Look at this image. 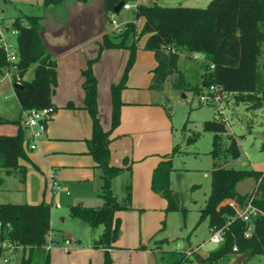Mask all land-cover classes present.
<instances>
[{
	"label": "trees",
	"instance_id": "trees-1",
	"mask_svg": "<svg viewBox=\"0 0 264 264\" xmlns=\"http://www.w3.org/2000/svg\"><path fill=\"white\" fill-rule=\"evenodd\" d=\"M64 1L67 0H44V7L47 9ZM120 1L103 0V17L109 22ZM141 16L145 17V22L139 31L136 19ZM12 29L17 30L18 68L24 85L23 89L15 88L22 110L50 107L54 115L57 107L52 102V94L57 84V61L46 49L42 17L31 15L25 20L17 17ZM145 34L148 37L144 47L154 52L157 61L152 70V90L165 91L172 78V89L191 90L199 96L215 84L220 85L226 95L240 97L241 101L249 103L254 109L264 105V0H211L206 7L162 6L156 1L152 4L141 3L135 10V20L125 22L121 32H104L99 55L90 59L83 70L85 106L93 121L88 147L102 170L100 197L103 203L96 207L70 205L69 214L94 228L103 226L102 233L93 245L106 249L105 264H113L109 249L122 233L121 218L116 213L128 208L131 198L129 195L122 203L113 192V179L124 171V167L110 162L111 134L121 122L122 91L127 86L128 72L135 61L138 42ZM106 48H124L130 52L121 81L111 87L113 111L108 131L104 130L99 117L98 79L93 70L94 62ZM183 54H187L193 63L196 61L193 59L194 54L204 56L203 72L197 83L192 81L189 70L182 65ZM32 65H35L34 77L29 80L25 74ZM8 66L6 53L0 49V75ZM165 99L164 107L171 115L167 106L169 98ZM0 123L18 126L14 135L0 134V168H5L7 174L20 173L24 180L26 168L20 164V160H28L29 157L25 145L26 129L21 123V116L8 119L0 114ZM226 124L213 118L203 125L204 131L214 133L211 150L214 167L211 192L206 205L200 210L199 222L207 218L210 227L225 229L224 240L210 251L203 264H238L233 260L238 255H264V216L253 218V233L247 237L245 232L248 223L235 217L236 210L228 202L235 200L239 206H243L248 195L240 194L236 186L243 179L253 177L258 183L257 197L253 203L264 211V172L225 166L228 160L236 159L241 154L235 138H231L225 146L222 135L227 130ZM200 136L199 131L192 133L187 137V144L198 140ZM181 152L182 146L176 144L153 172L152 187L167 199V211L185 212L180 204L179 192L170 184V175L174 170L173 156ZM2 183L3 179L0 185ZM51 211L52 204L45 201L38 204H0V223L4 236L24 246L20 264H51L50 250L46 248L53 230ZM168 242L167 238L154 239L156 248ZM234 246L238 247L237 252L233 250ZM161 254L167 264H188L192 260L186 251L161 250Z\"/></svg>",
	"mask_w": 264,
	"mask_h": 264
},
{
	"label": "rangeland",
	"instance_id": "rangeland-1",
	"mask_svg": "<svg viewBox=\"0 0 264 264\" xmlns=\"http://www.w3.org/2000/svg\"><path fill=\"white\" fill-rule=\"evenodd\" d=\"M155 1L162 6L189 7H206L211 2V0H141L142 3L146 4H152ZM96 9H99V12L97 11L96 13ZM135 10V8L123 9L119 13H115L117 21L122 24L121 27H123V23L135 20ZM0 12L4 21H8L7 25L4 23L9 27L10 31L12 28L8 24H11L10 22L15 18L20 17L25 20L27 16L36 15L42 16L43 22L48 26L61 23L65 29L64 31L67 32L66 36L76 39L80 33H87L90 25L94 26L96 24L97 15L103 12V7L102 0H91L88 2L67 0V2L49 7V9H45L44 0H8L7 2L0 0ZM144 21V16L136 19L139 31L142 30ZM101 22V28L97 32L98 39L104 32L115 31L113 25L105 17H101ZM95 30L96 26L93 28V32L96 34ZM10 31L8 37L16 46L17 36L16 34H11ZM146 38V34L142 35L138 42L135 61L129 69L128 76L130 72H136L138 69H145L146 72H149L155 64L153 51L144 47ZM90 45L99 53V47L96 42H92ZM88 47L87 49H89ZM126 52L129 53L128 50ZM193 59L196 60L194 63L190 61V58L184 57L182 65L188 68L192 81L197 83L203 72L204 56L194 54ZM34 68L35 65H32L28 69L25 74L26 79L30 80L33 78ZM171 79L167 84L164 95L169 98L167 106H169L170 117L174 125L175 140L182 144L183 152L180 155H176L175 166L177 169L171 173L172 176L170 175V184L172 181L171 186L178 190L180 204L185 209V212L183 210L168 211L164 219V227L158 233L157 238L159 240L163 237L169 238V242L162 245L164 250L191 252L193 257L191 262L188 263L191 264L197 258L195 256L196 250H198L197 254L199 256L204 257L219 245L209 240L211 237L209 219L206 218L199 222L200 210L206 205L211 192L212 170L214 167V159L211 155L214 133L204 131L203 125L205 121L215 118V107L212 104L200 103L199 96L191 90L172 89ZM165 100L163 99L162 101L165 102ZM225 103L228 123L226 124L227 130L222 135L224 144L226 146L231 138H235L239 143L241 152L238 158L228 160L225 166L235 169H255L264 172V105L254 109L250 107L249 103L241 101L240 97L233 94L226 95ZM0 112L3 116L12 119H17L21 112L15 89L13 85H9L7 82L0 84ZM50 122L51 119H48L46 129L38 139L37 148H29L30 152H37L31 156L30 160L26 161L25 183L21 181V174L7 175L6 170L0 168V179L4 180L3 184L0 185V204L52 202V231L54 233L53 237L57 238L58 243L51 248L50 261L51 264H54L55 258L57 264H59L60 259H62V248L68 252L70 243L78 245L91 243L93 236L97 237L102 233L103 226L94 228L69 214V204L75 201V197L82 191L93 190L94 184L81 183L77 180L64 181L63 177H61L62 174H71L72 176V174H77L82 169L75 167V158L71 154L64 153L63 155L67 164L65 167H59L52 161L57 158L53 153H49L45 157L42 156L44 149L41 140L48 130ZM24 128L26 129V127ZM15 131L16 125L0 123V133L8 134V132ZM198 131L201 132L200 138L187 144V137ZM28 135L29 131L26 129V137ZM57 142L60 147L66 146L68 149L72 143L64 140H57ZM244 161L247 165H244ZM247 178L249 179L245 178L237 184L242 195L246 191L247 195H250L255 193L257 189V185H255L256 179L253 177ZM116 184L114 191L119 200L123 201L121 185H119V182ZM84 185L86 186L83 189ZM56 200L60 202L59 207L55 205ZM122 203H125V200ZM68 237L72 238L73 241L66 240ZM71 258L73 260L70 261V264H76V262L77 264H85L83 256H81L82 261L80 258L75 261V254H72ZM259 258H261L262 262L259 261ZM253 259L255 260L253 261ZM250 260L252 264H263L264 257L257 255L256 257H251ZM20 261L21 256L19 258L13 257L9 263L2 261L0 264H20Z\"/></svg>",
	"mask_w": 264,
	"mask_h": 264
},
{
	"label": "crops",
	"instance_id": "crops-1",
	"mask_svg": "<svg viewBox=\"0 0 264 264\" xmlns=\"http://www.w3.org/2000/svg\"><path fill=\"white\" fill-rule=\"evenodd\" d=\"M7 1L8 0H5V2ZM73 1L79 2L77 0ZM88 1L91 0H87L86 2ZM47 9H49V7ZM95 11L97 13L99 9ZM100 15L102 17L103 12H101ZM14 20L10 22L11 24H8L11 25V28ZM4 22L7 25L8 21ZM42 24L44 27L43 36L46 49L57 61V84L52 96V102L54 106L57 107V112L50 118L51 122L50 125H48V130L41 140L44 152L43 154L42 152L40 153L44 157L49 153L55 154L57 158L52 161L59 167H65L67 165L63 157L64 153L71 154L75 158V167L82 169L77 174H72V176L71 174H62L61 172V177H63L64 181L77 180L81 183L94 184L93 190H86L87 192L82 191L75 197V201L71 202L69 206L74 204L95 207L100 206L103 203L100 197L102 170L97 166V162L90 154L88 147V140L92 137L93 133V121L85 106V77L83 75V70L88 66V61L90 59H94L99 55L90 44L96 42L100 49L102 36L98 39L97 32L95 31L96 34L93 32V28L96 24H94V26L90 25V29L87 33H80L76 39L66 36L67 32L64 31L65 29L61 23L48 26L43 22L42 17ZM100 28L101 25L98 30H100ZM47 31H50L55 37L60 39L61 42L57 45H50L45 38V33ZM87 47L89 49H87ZM126 50L127 49L124 48H106L102 51L103 53L101 52V55L93 64V70L98 79L99 117L105 131H108L112 124L113 103L111 87L122 79L130 55V52L127 53ZM184 57H187V54H183L182 62ZM156 65L157 61L155 58V64L149 72H146L145 69H138L136 72H130L127 78V86L122 91L123 106L121 111V122L111 134L110 162L112 165L124 167V171L113 179V192L119 202H124V200L131 195L129 201L130 206L118 210L116 213V216L121 218L122 233L114 246L109 249L114 264H167L162 259L161 250L163 246H161V248H156L153 240L159 239L157 235L164 227V219L168 212V201L164 196L153 189L152 177L155 168L162 160L166 159V156L172 152L174 146L176 144L182 146V144L175 140L172 118L166 111L164 102L162 101L163 99L165 100L166 97L164 91L156 92L150 88L153 75L152 70ZM2 82H7L9 85H12L8 80H2L0 75V84H2ZM20 109L21 115L23 111L21 104ZM3 117L12 119L6 116ZM17 131L18 126L16 125L15 132L0 134L14 135ZM57 140L71 141L72 143L69 145L68 149L66 146L60 147ZM27 151L28 160L37 152H30L28 147ZM176 155H180V153ZM176 155L173 156V171L177 169L175 166ZM26 161L25 159H21L20 164L24 166L27 171ZM244 165H247L245 161ZM12 174L16 175L20 173ZM21 181L23 183L26 182V175L24 180L21 175ZM117 182H119L123 190V201L119 200L114 191ZM255 185H257V181ZM85 186L86 185L82 188L84 189ZM172 188L178 191L176 188ZM237 191L242 194L238 185ZM243 194H247V191L243 192ZM230 201L231 200H228L229 203ZM55 203L60 204L59 200H56ZM51 232L53 237L54 233L53 231ZM99 236H93L92 242L87 245L70 243L68 252L62 248V259H60L59 264H70V261L73 260V258H71L72 254H75V261L77 258L81 259V256H83L85 264H104L106 249L96 248L92 245L93 241ZM52 239L55 244L58 243L57 238L53 237ZM66 240L70 242L73 241L70 237L66 238ZM78 242H80V240H78ZM197 252L198 250H196L195 253L197 258H195L191 264H203L204 258L210 253L201 257ZM20 256L21 253L19 252L14 257L19 258ZM238 256L234 257L233 260H236ZM262 256L264 257V255ZM250 258L251 257H246L241 264H252V259L250 260ZM254 260L255 259H253V261ZM259 261L262 262L261 258H259ZM54 264H57L55 258Z\"/></svg>",
	"mask_w": 264,
	"mask_h": 264
},
{
	"label": "built area",
	"instance_id": "built-area-1",
	"mask_svg": "<svg viewBox=\"0 0 264 264\" xmlns=\"http://www.w3.org/2000/svg\"><path fill=\"white\" fill-rule=\"evenodd\" d=\"M134 2V3H132ZM141 0H123L122 9H137L141 4ZM110 23L113 25L116 32H121L124 28L121 23H119L115 17V13L112 14ZM9 28L5 25L3 16L0 12V49L6 53L7 61L9 66L4 70L1 75L2 80H8L14 87L15 83H22V76L20 75L18 63L20 61V56L18 53L17 45L15 46L13 42L9 39ZM11 34H17L16 29H11ZM214 65H211L213 67ZM15 89V87H14ZM226 94L220 85H211L208 91L204 94L199 95L200 103L212 104L215 107V119L218 121H224L228 123V118L226 117ZM53 116L52 108L44 107L41 109H31L23 110L21 113V123L29 131V135L26 137V146L30 149L37 148V142L39 137L46 129V123L48 119ZM39 127V128H37ZM258 185V183H257ZM257 197V189L255 193H251L247 196L243 206H239L237 201L231 200L230 205H232L236 210L235 217L240 218L248 223L245 235L247 237L252 236L254 224L253 218L258 215L264 216V211L259 209L253 203L254 199ZM57 207L60 206L59 203H55ZM0 223V262L9 263L14 256L19 252L23 253L24 246L19 244L17 241L5 237ZM211 237L210 241L216 244H220L224 240L225 229L210 227ZM52 232H50L48 237V243L46 245L47 249H51L55 244L52 239ZM233 250L238 251V247L234 246ZM187 255L192 258V253L187 252Z\"/></svg>",
	"mask_w": 264,
	"mask_h": 264
},
{
	"label": "water",
	"instance_id": "water-1",
	"mask_svg": "<svg viewBox=\"0 0 264 264\" xmlns=\"http://www.w3.org/2000/svg\"><path fill=\"white\" fill-rule=\"evenodd\" d=\"M122 6H123V0H121V1L116 5V7H115V9H114V13H119V12L121 11V9H122ZM100 25H101V15L99 14V15H97V18H96V30H95L96 32H98V29H99ZM45 38H46L47 42H48L50 45H57V44H59V43L61 42V40L58 39L57 37H55L50 31H47V32L45 33ZM14 87H15L16 89H23V88H24V85H23L22 83H15V84H14ZM248 255H249V253H244V254L239 255V256L237 257V259H236V262H237L238 264H241L242 261H243L244 259H246V257H248Z\"/></svg>",
	"mask_w": 264,
	"mask_h": 264
}]
</instances>
